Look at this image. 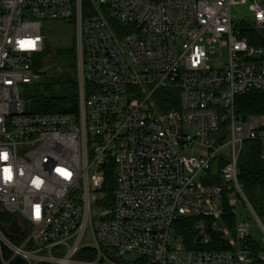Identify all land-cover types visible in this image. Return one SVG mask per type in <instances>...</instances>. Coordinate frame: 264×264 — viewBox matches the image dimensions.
Returning a JSON list of instances; mask_svg holds the SVG:
<instances>
[{
    "label": "built area",
    "instance_id": "obj_1",
    "mask_svg": "<svg viewBox=\"0 0 264 264\" xmlns=\"http://www.w3.org/2000/svg\"><path fill=\"white\" fill-rule=\"evenodd\" d=\"M238 2L264 29L258 0H0V216L21 229L0 221V264H264L239 169L248 142L264 153V115L236 112L264 93V48L240 38ZM63 24L77 111L31 114L45 30Z\"/></svg>",
    "mask_w": 264,
    "mask_h": 264
},
{
    "label": "trees",
    "instance_id": "obj_2",
    "mask_svg": "<svg viewBox=\"0 0 264 264\" xmlns=\"http://www.w3.org/2000/svg\"><path fill=\"white\" fill-rule=\"evenodd\" d=\"M258 1L264 4V0ZM235 25V28L241 32V39L246 40L251 46L264 48V37L253 24ZM60 52L63 54L67 51L61 50ZM43 55L40 56L38 65L42 69H46ZM47 86L55 89V92L49 94L47 91L46 94L36 87L27 94L25 101L30 104L31 114H71L77 111L78 85L76 73L74 77L63 74L59 78H53ZM236 112L243 117L264 115V93L254 91L239 97ZM239 169L240 183L248 201L256 207L259 215L264 217V153L260 144L255 142L245 144ZM107 182L113 186L112 173L107 176ZM216 183L221 184V181L217 180ZM196 223V218H186L180 225V235L187 245H190L197 236ZM2 228L7 233L9 229H7V225L2 223Z\"/></svg>",
    "mask_w": 264,
    "mask_h": 264
},
{
    "label": "rangeland",
    "instance_id": "obj_3",
    "mask_svg": "<svg viewBox=\"0 0 264 264\" xmlns=\"http://www.w3.org/2000/svg\"><path fill=\"white\" fill-rule=\"evenodd\" d=\"M259 3L263 6L260 1ZM232 15L235 20V24L248 23L254 25V16L251 11L250 4H244L238 2L236 6L232 9ZM236 27V25H235ZM255 27V25H254ZM257 28V26H256ZM264 37V29L257 28ZM47 38V52L43 55V62L45 63L46 69L44 71L45 75L42 76V79L37 82L35 85L26 88V93L28 94L34 88H40L42 92L47 94V91L54 93L55 89L47 86L53 78H59L63 74L74 77L76 73V64H77V53H76V42H75V33L72 28H69L68 25H55L51 28L45 30ZM62 48H69V51L61 53ZM228 61V50L223 49L221 53H218L216 56L212 57L210 65L215 69L222 68ZM73 66H75L73 68ZM203 149H196L192 153L188 154V157H196L203 153ZM254 212L258 216L259 221L264 227V217L260 216L256 207L251 204ZM244 212V208H242ZM245 217H249L251 222V234L257 238H262L264 235L261 233L259 228L258 220L253 216V214L245 211ZM0 221L4 225H8L11 220L5 215L0 216Z\"/></svg>",
    "mask_w": 264,
    "mask_h": 264
},
{
    "label": "water",
    "instance_id": "obj_4",
    "mask_svg": "<svg viewBox=\"0 0 264 264\" xmlns=\"http://www.w3.org/2000/svg\"><path fill=\"white\" fill-rule=\"evenodd\" d=\"M62 51H68L69 48H62L61 49ZM25 107H26V111L28 112L29 108H30V104L29 103H26L25 104ZM21 229L20 227H18V225H13L12 227H10L8 229V232L11 234V235H18L20 233ZM201 240V237H198V241Z\"/></svg>",
    "mask_w": 264,
    "mask_h": 264
},
{
    "label": "snow or ice",
    "instance_id": "obj_5",
    "mask_svg": "<svg viewBox=\"0 0 264 264\" xmlns=\"http://www.w3.org/2000/svg\"><path fill=\"white\" fill-rule=\"evenodd\" d=\"M38 211V210H37Z\"/></svg>",
    "mask_w": 264,
    "mask_h": 264
}]
</instances>
